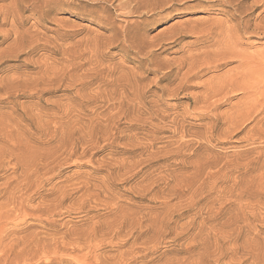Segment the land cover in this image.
I'll use <instances>...</instances> for the list:
<instances>
[{"label":"rangeland","instance_id":"1","mask_svg":"<svg viewBox=\"0 0 264 264\" xmlns=\"http://www.w3.org/2000/svg\"><path fill=\"white\" fill-rule=\"evenodd\" d=\"M0 264H264V0H0Z\"/></svg>","mask_w":264,"mask_h":264}]
</instances>
